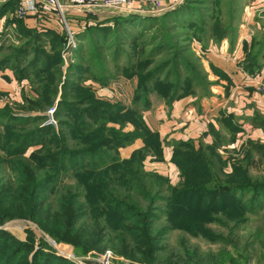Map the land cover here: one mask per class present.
<instances>
[{
	"label": "rangeland",
	"instance_id": "obj_1",
	"mask_svg": "<svg viewBox=\"0 0 264 264\" xmlns=\"http://www.w3.org/2000/svg\"><path fill=\"white\" fill-rule=\"evenodd\" d=\"M18 4L13 2L0 16V209L27 208L23 188L34 185L39 218L14 216L0 224L10 233V243L6 235L0 241V264H23L21 255L30 264L44 253L76 264H264V159L249 145L250 140L264 143L263 130L249 122L264 110L252 103V115H236L229 99L239 77L254 79L264 69V0H165L158 11L137 4L136 13L157 16L165 26L156 30L159 38L153 45L149 37L154 30L128 25L126 30L136 37L112 35L102 41L90 34L79 39L97 23L115 27L120 14L114 10L90 17L79 9L62 14L39 8L22 19L16 14ZM185 4L192 8L188 24L166 18ZM216 21L227 30L220 40L213 35ZM248 87L247 96L263 94L264 80ZM241 91V86L236 88L237 97ZM234 122L240 131L233 139ZM140 133L144 135L136 137ZM115 135L134 139L118 151L103 147L79 157V165L67 163L58 181L47 180L49 176L39 180L54 174L65 160L52 163L42 141L53 139L51 151L57 156L86 147V140ZM177 142L214 154L224 176L251 155L256 163L248 176L256 191L222 190L215 200L207 193L175 195L177 189L172 188H181L182 181L174 159ZM139 152L145 171L159 175L166 190L149 208L136 186L115 188L123 195L119 199L146 210L149 226V238L138 235L137 241L128 240L137 244L124 254L109 242L115 236L117 242L127 239L128 234L117 230L131 222L117 216L114 210L119 206L108 208L104 217L88 208L83 212L96 197L80 174L79 179L74 174L83 164L87 174L101 177L116 158L130 159ZM197 203L200 209L195 208ZM193 205L182 211L181 206ZM58 208L64 212L81 208L72 222L89 232L83 235L93 243L88 252L57 242L42 230L40 223H53ZM131 209L122 212L134 219ZM104 223L116 234L95 226ZM9 246L17 247L20 255L4 262Z\"/></svg>",
	"mask_w": 264,
	"mask_h": 264
},
{
	"label": "trees",
	"instance_id": "obj_2",
	"mask_svg": "<svg viewBox=\"0 0 264 264\" xmlns=\"http://www.w3.org/2000/svg\"><path fill=\"white\" fill-rule=\"evenodd\" d=\"M4 1L0 4V16L6 12H8L9 6L13 4V2H17L19 0H1ZM197 0H189V2H194ZM192 7V6H191ZM192 8H190L189 4L181 5L169 12L166 18H175L177 22L184 23L185 25L188 24L189 20V12ZM120 16L118 17L117 25L109 26L104 25L103 23H97L96 25L89 26L86 30L79 35L80 40H85L88 35H93L98 39L105 41V39L109 36H114L115 39H119L121 36L128 34L130 36L136 37V35H132L126 30L125 25L130 27L136 28L139 27L141 29H148L154 30V33L149 37V44L153 45L157 39L159 38V33H155L156 30H161L164 26L160 24L161 18L157 16H143L139 15L136 12L130 13H119ZM90 17H94L95 15L89 13ZM27 16V15H26ZM25 16V17H26ZM188 16V18H187ZM18 17V16H17ZM24 17V18H25ZM19 18V17H18ZM23 19V18H22ZM191 20V19H190ZM159 22V23H158ZM138 25V26H136ZM165 28V26H164ZM223 32H220V31ZM226 28H223L220 22L216 21L215 25L213 26V35L217 39H222L227 36ZM140 33L139 36H143ZM51 36V35H50ZM168 66V65H166ZM250 73H253L252 69L250 68ZM118 116L121 114L118 112ZM94 119V118H93ZM249 122L253 126V128H258L263 130L264 132V114L256 112L253 116L249 118ZM237 123H233L232 131L235 133L232 137L234 139L237 132L240 131L239 127H237ZM236 132H235V131ZM137 135H144L143 133L135 134ZM134 138H124L119 135H115L109 138H104L103 136L99 138L95 142H88L87 140L83 142V144L87 145L84 148L79 150L69 151L65 150L58 154L57 156L54 155L51 151L52 146L54 145L53 139L44 140L42 141L41 145L44 147L46 152L50 156V160L54 163V159H65L60 160L58 166L56 167L57 170L54 174L46 175L45 177L40 178L39 180H51V182L58 181L62 178V173L66 172L65 165L67 163H79L77 162V158L79 157H89L93 155L98 150L102 149L103 147H115L117 151L119 148L123 147L124 145L132 142ZM84 141V140H83ZM53 144V145H51ZM251 151L258 156L260 159H264V143L263 142H256L250 140L249 142ZM174 154V159L178 164L181 174H182V181H181V188L175 187L172 189L174 190L175 195H181L180 193H207L211 195L210 200H215L214 196H218L222 190L224 191H242L244 189H252L251 191H256V183L254 179L248 176V172H250V168L253 164H255L256 160L249 155L243 164H234L233 172L231 174L223 175V170L220 168L217 170L216 161L214 154L210 152H206L203 149H196L193 148V145L188 142H177ZM66 154V155H64ZM65 157V158H64ZM143 158L141 157V153L134 155L130 159L120 160L116 158V161L112 163V167L109 169V164L104 168V170L100 173H105L101 177H96L95 174H87V171H83L85 169V165L81 164L82 171H76L74 176L78 179L81 176L87 184L88 188H92L95 194L96 200L94 204H90L89 207L82 209L84 212L85 210L91 209L92 213L100 215L104 217L107 212L108 208L118 207L119 209L114 210L117 216L125 219L126 221H130L131 225L122 224L118 227L117 233H126L128 234V238L125 237L119 238L118 242L116 241V236L109 242L111 247L119 249L122 253L127 254L126 249L133 247L137 244V242H129L128 240L137 241L138 235H142L145 238H149V226L146 224V210L141 209L140 206L136 204H131L128 200H121L119 199L121 196V192L115 190L117 186H125L131 187L136 186L139 190V195L149 203V208H152L153 202L156 200V197L163 193L166 190V185L164 180L157 174L149 173L145 171L143 167ZM54 165V164H52ZM97 169V167L93 168ZM221 174H220V173ZM80 174V176H79ZM222 175V176H221ZM223 176L224 179L223 180ZM34 178V177H33ZM45 179V180H46ZM36 178H34V181ZM132 181V182H131ZM48 182V181H47ZM123 187V188H125ZM38 188L34 190L33 186H25L23 188L24 198L26 200L25 205L27 208L22 210L17 209H7L2 208L0 209V224L4 223L6 220L14 218V216L20 217H29L31 219H37L38 216V207L35 205V202L39 199L37 194ZM127 192V191H126ZM87 194V192H86ZM80 199H86L84 196H79ZM163 197V196H162ZM210 202V201H209ZM79 205V203H77ZM195 208L200 209V204H194ZM193 206H185L182 207V211L189 210L194 208ZM131 207L132 213H134V219L128 218L127 215H124L122 211L125 209L127 210ZM95 208V211L92 210ZM81 211V208H77L72 211L64 212L61 208H58L56 213V218L52 222H43L40 223V227L43 231H45L48 235L54 238L57 242H66L73 245L77 251L81 253H86L90 250V247H93V243L87 242V240L83 239V235L86 231L87 234L89 232L87 230H83V227L79 226L78 223L72 222L73 217L77 216L78 211ZM75 212V213H74ZM136 213V214H135ZM171 212L168 211L166 213L167 216L170 215ZM98 230L103 231L104 233L112 232L116 234L112 227L106 223L104 224H95ZM2 235H6L9 237L8 243H10V233L6 229H0V241L2 239H7V237H2ZM12 245V243L10 244ZM17 248V247H16ZM14 249V247L9 246V250H11L8 254H4V262L7 260H12L15 255L17 257L20 255L18 249ZM154 248L149 249L148 253L149 256L154 254ZM16 257V258H17ZM24 255L19 256L23 264H26ZM38 259V260H37ZM41 259V260H39ZM41 261H43L41 263ZM76 264L74 261L65 260L61 257L54 256L53 254H39L35 255L30 264Z\"/></svg>",
	"mask_w": 264,
	"mask_h": 264
},
{
	"label": "built area",
	"instance_id": "obj_3",
	"mask_svg": "<svg viewBox=\"0 0 264 264\" xmlns=\"http://www.w3.org/2000/svg\"><path fill=\"white\" fill-rule=\"evenodd\" d=\"M165 0H19L17 16L24 18L29 11H36L39 8L55 9L64 13L66 9H79L92 14H102L108 10L118 13L127 11L138 12L135 4L150 6L152 10L163 9ZM167 1V0H166ZM144 8V7H142ZM73 43V42H72Z\"/></svg>",
	"mask_w": 264,
	"mask_h": 264
},
{
	"label": "crops",
	"instance_id": "obj_4",
	"mask_svg": "<svg viewBox=\"0 0 264 264\" xmlns=\"http://www.w3.org/2000/svg\"><path fill=\"white\" fill-rule=\"evenodd\" d=\"M135 7L137 8L138 5L135 4ZM139 7H141V5ZM142 7L145 8V6H143V5H142ZM31 12H33V11H31ZM257 80H262V81L264 80V69L262 70V73L254 79L253 78H245L243 76L241 78L239 77L237 79V82L235 83L234 88H233L234 91L232 90L230 92V95H229L230 103L233 105L230 108H232V110L235 112L236 115L237 114H239V115L244 114L246 116L252 115L253 108L249 107V105L252 103H257L258 106L255 109L260 108L261 110H264V93L263 94H257L255 92H253L251 95L249 94V96L246 95L247 93H246L245 88L248 86L251 87L253 85V82H256ZM237 86L238 87L241 86L243 89V91L240 92L239 97H237V95L235 93L236 88H238ZM250 87H248V88L250 89ZM249 92H250V90H249ZM178 108H179V106L177 105L176 109H178ZM197 119H198V117L195 119V121H197ZM168 125L170 126V124H168ZM171 126H172V124H171ZM256 130H259V129L257 128Z\"/></svg>",
	"mask_w": 264,
	"mask_h": 264
},
{
	"label": "water",
	"instance_id": "obj_5",
	"mask_svg": "<svg viewBox=\"0 0 264 264\" xmlns=\"http://www.w3.org/2000/svg\"><path fill=\"white\" fill-rule=\"evenodd\" d=\"M145 9H146V10H150L151 8H150L149 6H145ZM130 12H134V11H127V12H125V13H130ZM0 229H3V228H0Z\"/></svg>",
	"mask_w": 264,
	"mask_h": 264
}]
</instances>
